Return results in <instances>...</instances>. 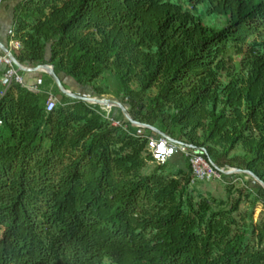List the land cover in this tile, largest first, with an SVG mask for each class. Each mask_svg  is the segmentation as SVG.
<instances>
[{
    "label": "trees",
    "instance_id": "trees-1",
    "mask_svg": "<svg viewBox=\"0 0 264 264\" xmlns=\"http://www.w3.org/2000/svg\"><path fill=\"white\" fill-rule=\"evenodd\" d=\"M12 32L21 64L53 65L190 153L264 181V0H23ZM10 71L0 68V264H264L258 183L237 199L230 185L228 200L197 193L188 159L156 164L153 132L120 110L107 117L47 74L31 89Z\"/></svg>",
    "mask_w": 264,
    "mask_h": 264
},
{
    "label": "water",
    "instance_id": "water-1",
    "mask_svg": "<svg viewBox=\"0 0 264 264\" xmlns=\"http://www.w3.org/2000/svg\"><path fill=\"white\" fill-rule=\"evenodd\" d=\"M0 48L5 55H7L9 58L12 59L14 65L18 68V71L32 72V73H36V74H41V73L47 74L48 76H50L53 79L54 83L56 84V86L58 87L60 92L63 93L64 95H66L67 97H70L72 99L79 100V101H84L86 103H90V105H98L99 107L103 106V107L108 108L109 110H112V109L120 110L123 113L126 120L132 126L151 130L154 134L158 135V137L166 138L170 142L175 143L177 145H186L183 142L178 141L176 139H173L170 136H168L167 134L163 133L158 127H154V126H151L148 124H143V123L135 121L132 118V116L130 115L128 108L125 105H123V103L119 99H117L116 97H114V96H102L103 98L99 99L98 98L99 96H86L85 94H82V93L73 92L72 90L68 89L65 86L63 80L55 72V68L53 65L43 64V65H37V66H26V65L21 64L17 60L15 54L10 49V47L8 45L2 43L1 41H0ZM69 79L73 80L70 77H69ZM92 93H94L93 90H92ZM187 146L191 149H195L194 146H191V145H187ZM210 163L213 164V166L217 167L219 170H221L226 175L248 174L256 180V182L258 183L259 186L264 188V181L261 180L257 176V174H255L254 172H252L250 170H245V169H240V168H232L231 170H226V169H223V168H220L219 166H217L213 161H210Z\"/></svg>",
    "mask_w": 264,
    "mask_h": 264
},
{
    "label": "built area",
    "instance_id": "built-area-1",
    "mask_svg": "<svg viewBox=\"0 0 264 264\" xmlns=\"http://www.w3.org/2000/svg\"><path fill=\"white\" fill-rule=\"evenodd\" d=\"M16 48L20 47V43L14 42ZM0 66L10 67V76H16L18 81L22 83V78L18 75V71L11 58L5 55L0 48ZM57 102L54 98L49 97L46 102L47 112H53L56 108ZM187 145H177L170 142L163 137H150L147 143V150L151 154L153 161L156 164L164 165L180 151L187 159L191 166L192 174L195 179L192 182L199 180H207L214 178V176L226 175L217 167L213 166L203 155L194 154L189 152ZM232 169V168H231Z\"/></svg>",
    "mask_w": 264,
    "mask_h": 264
},
{
    "label": "rangeland",
    "instance_id": "rangeland-1",
    "mask_svg": "<svg viewBox=\"0 0 264 264\" xmlns=\"http://www.w3.org/2000/svg\"><path fill=\"white\" fill-rule=\"evenodd\" d=\"M203 10V8H201ZM205 23L210 25L212 24L213 21H215L213 18H205ZM84 90V91H83ZM82 92L85 93L86 96H97L95 93H92L93 89H83ZM76 92V91H75ZM81 92V93H82ZM83 94V93H82ZM113 96V95H111ZM103 98V97H102ZM100 97V99H102ZM101 109L104 111H109L108 108L101 106ZM113 115L119 117V110L113 109ZM148 130V129H147ZM143 131V130H141ZM151 131V130H150ZM238 152H243L241 149H238L237 152L233 153L234 155H237ZM232 156V157H233ZM155 163H150L149 164V169L154 167ZM171 167V165H169ZM226 170H231L232 167L226 166V167H221ZM244 175V176H242ZM229 178H225L224 176H214V178L207 179V180H199L196 184V192L201 193L204 196H213L219 200H228L229 199V194H228V187L229 185L233 187L234 194L232 195V198L237 199L238 197L241 196V193H239V189H243L247 187L248 185H251L252 187L255 188L257 182L256 180L248 175V174H234V175H228ZM238 176V177H234ZM248 192H245V195H247ZM252 205L251 200H249L246 196H244V203L242 205V211L247 212L250 210ZM254 219L255 222H259L261 220H264V202L261 201L258 203L256 209L254 210Z\"/></svg>",
    "mask_w": 264,
    "mask_h": 264
},
{
    "label": "crops",
    "instance_id": "crops-1",
    "mask_svg": "<svg viewBox=\"0 0 264 264\" xmlns=\"http://www.w3.org/2000/svg\"><path fill=\"white\" fill-rule=\"evenodd\" d=\"M21 1H23V0H0V41L4 44L8 45L12 51L14 49H18V48H16V46L14 44V42H17V41H11V35L13 33L12 31H13V26H14L15 9H16L17 5L20 4ZM26 66H31V65H26ZM0 68H5V66H0ZM17 71H18V69H17ZM19 72H21V71H18V75H19ZM42 74H45V73L36 74V73H32V72H22V77H21L22 83L31 89H37L38 83L41 81V78H42L41 75ZM59 76L63 80L65 86L68 89L72 90L73 92L76 91L77 93L82 92L83 89L81 87H78L77 83H75L73 80H70L69 77H65L63 75H59ZM82 93L85 94L84 92H82ZM49 97L54 98L57 102V97L54 96L52 93L49 95ZM112 110L106 111L107 117L109 116V114ZM118 124L119 123H117V122L115 123V125H118ZM141 130H143V131H141ZM139 134H141V135L145 134V131L143 128H140ZM151 137H158V135L153 133V135ZM185 158L186 157L180 151H178L170 159V163L175 168L183 169L185 167Z\"/></svg>",
    "mask_w": 264,
    "mask_h": 264
},
{
    "label": "bare ground",
    "instance_id": "bare-ground-1",
    "mask_svg": "<svg viewBox=\"0 0 264 264\" xmlns=\"http://www.w3.org/2000/svg\"><path fill=\"white\" fill-rule=\"evenodd\" d=\"M153 159V158H152ZM234 175V174H233Z\"/></svg>",
    "mask_w": 264,
    "mask_h": 264
}]
</instances>
